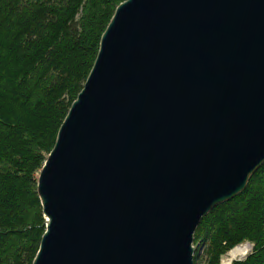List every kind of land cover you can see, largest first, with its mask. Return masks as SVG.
Instances as JSON below:
<instances>
[{
  "label": "water",
  "instance_id": "water-1",
  "mask_svg": "<svg viewBox=\"0 0 264 264\" xmlns=\"http://www.w3.org/2000/svg\"><path fill=\"white\" fill-rule=\"evenodd\" d=\"M262 164L264 0H126L39 172L32 264H193Z\"/></svg>",
  "mask_w": 264,
  "mask_h": 264
},
{
  "label": "trees",
  "instance_id": "trees-1",
  "mask_svg": "<svg viewBox=\"0 0 264 264\" xmlns=\"http://www.w3.org/2000/svg\"><path fill=\"white\" fill-rule=\"evenodd\" d=\"M126 0H0V264H32L45 231L37 179ZM264 264V164L193 235V264L237 246Z\"/></svg>",
  "mask_w": 264,
  "mask_h": 264
},
{
  "label": "bare ground",
  "instance_id": "bare-ground-1",
  "mask_svg": "<svg viewBox=\"0 0 264 264\" xmlns=\"http://www.w3.org/2000/svg\"><path fill=\"white\" fill-rule=\"evenodd\" d=\"M250 250V245H240L228 252L225 258L220 260V264H232L233 260L244 258Z\"/></svg>",
  "mask_w": 264,
  "mask_h": 264
},
{
  "label": "rangeland",
  "instance_id": "rangeland-1",
  "mask_svg": "<svg viewBox=\"0 0 264 264\" xmlns=\"http://www.w3.org/2000/svg\"><path fill=\"white\" fill-rule=\"evenodd\" d=\"M243 245H245V244H243ZM230 252V251H229ZM250 252H251V250H249L248 252H247V254L244 256V258H241V259H235V260H233V262H240V261H244L247 257H248V255L250 254ZM227 255H225L223 258H225ZM222 258V259H223ZM233 262H232V264H233Z\"/></svg>",
  "mask_w": 264,
  "mask_h": 264
}]
</instances>
